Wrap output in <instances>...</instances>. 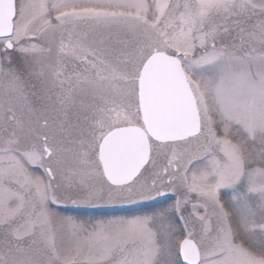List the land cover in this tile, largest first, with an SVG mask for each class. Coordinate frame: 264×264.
Returning <instances> with one entry per match:
<instances>
[{
	"label": "snow or ice",
	"instance_id": "1",
	"mask_svg": "<svg viewBox=\"0 0 264 264\" xmlns=\"http://www.w3.org/2000/svg\"><path fill=\"white\" fill-rule=\"evenodd\" d=\"M0 264H264V0H0Z\"/></svg>",
	"mask_w": 264,
	"mask_h": 264
}]
</instances>
